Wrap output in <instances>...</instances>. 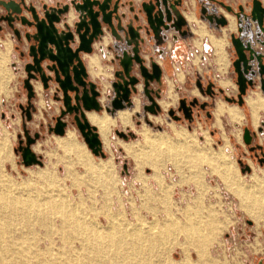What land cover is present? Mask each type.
Listing matches in <instances>:
<instances>
[{"label": "rangeland", "instance_id": "rangeland-1", "mask_svg": "<svg viewBox=\"0 0 264 264\" xmlns=\"http://www.w3.org/2000/svg\"><path fill=\"white\" fill-rule=\"evenodd\" d=\"M17 52L14 48L11 57L9 50L1 54V89L5 81L17 78L16 65L22 59ZM225 58L220 57L224 62ZM93 60L99 67L97 59ZM94 66L91 73L96 77ZM151 87L160 89L157 102L165 98L166 81ZM175 90L177 102L168 108L159 103L157 113L143 107L150 103L145 96L139 114L124 112L130 116L129 124L121 121L120 114L112 119L103 108L107 114L101 117L107 116L110 123L108 142L101 132L105 157L91 152L76 126L67 129L74 133L76 145L66 149L60 142L68 133L59 138L47 132L45 125L32 122L27 124V133L31 137L39 135L31 148L41 164L25 166L19 149L25 145L24 129L0 121V264H49L48 254L40 255L39 251L47 249L54 239L57 245L53 251H59L63 241L55 231L68 218L101 233L111 226L113 233L105 235L103 253L89 250L73 256L70 244L80 248V239L89 229L69 230L63 251L66 256L56 264H264V206L258 207L255 202L263 200L264 194V162H260L264 146L249 149L241 139V127L226 115L216 121V102L230 103L219 91L215 97L209 96L192 79ZM237 92L233 89L227 96L236 97ZM103 94L104 106L110 99ZM181 98L198 100L191 118L178 111ZM201 103L205 104L203 109ZM170 109L178 119L168 114ZM223 112L221 107L219 113ZM145 131L166 135L173 142L179 141V134L187 144L174 145L169 155L166 147L155 154L147 149L152 157L144 160ZM201 151L210 159L196 155ZM245 165L250 171H241ZM224 168L235 183L245 186L248 196L236 193V186L224 179ZM187 226L188 235L184 231Z\"/></svg>", "mask_w": 264, "mask_h": 264}, {"label": "crops", "instance_id": "crops-1", "mask_svg": "<svg viewBox=\"0 0 264 264\" xmlns=\"http://www.w3.org/2000/svg\"><path fill=\"white\" fill-rule=\"evenodd\" d=\"M65 1L67 0H0V18L5 15L13 17L24 15L25 17H30V13L25 10L26 6L33 5L39 10L44 4L56 6ZM142 1L144 0L119 1L117 15L120 22L113 19L114 25L119 23V28L115 34L109 31L107 26L102 23L104 34L92 44L93 51L91 54L95 56L94 58L99 63V67H94L96 72H98L96 77H93L91 73L96 62L94 61L91 64H89V61L88 63L87 61L84 62L88 79L91 82L96 83L98 86H100V80H104L107 83L109 99L113 97L111 82L115 80L114 71L120 68L119 58L123 51L130 49V46L127 45L128 36L126 28L128 25L135 26L143 39V42L140 43V48L141 55L145 59V65L148 66L151 61H154L161 68V81L153 83L157 86H160L163 81L167 83L166 96L160 100V103L163 101V108H168L171 104L177 102L178 93L175 89H181L182 85L191 81V79L196 83L199 90L205 94H207L205 92L206 87L211 85L214 97L216 96V92L219 91L225 98L228 91L237 88L236 73L232 66V61L236 58L230 38L233 34L250 47L252 54L260 55L262 57L261 61L264 63V18L262 25L253 20L250 13L252 0H168L169 6L175 7V12H180L183 15L185 25L182 27V30H187V33L182 35L180 30L171 27L168 30L162 29L158 36L153 34L145 22L140 7ZM260 1L264 5V1ZM176 2H178L177 7L175 6ZM208 7H211L210 12L207 9ZM202 9H206L207 13L223 16H226L223 12L227 11L234 18H230V25V21L226 17L228 20L227 24H229L221 26L214 22H209L202 13ZM18 10H20V13L17 12ZM187 13L193 14L195 20L189 21L186 18ZM135 16L138 17L137 20ZM13 24L14 28L20 31V38L15 35L13 28L8 25L7 21H0V57L3 52H7L8 50L10 51V56L14 48L18 49L17 53L20 56L21 53H24V55L21 56L22 59L19 60V65H16V70L18 71L17 78L5 81L3 89L0 88V91L3 90L1 92L0 121L5 122L12 128L17 125L22 126L24 130H28L27 124L38 122L45 125L47 132H50L49 127L54 125L55 119L62 108L61 102L54 97L53 86L49 90H44L39 81H32L35 93L34 97L30 100L32 118L31 120L25 118V112L22 110V107H27L29 100L27 97L28 92L23 85L24 64L30 61V57L27 56L28 43L24 39V33L31 31V28L21 25L16 18ZM215 41H223L225 43V62L220 59L217 53ZM85 55L83 54V57L89 59ZM13 64L15 65V63ZM252 65L256 69V60L252 62ZM253 79L255 80L254 85L247 88L241 105L219 100L216 102L214 108V116L218 123L221 117L226 115L230 121L234 122V125L240 126L242 131L244 128L249 129L252 134L251 143L246 144L249 146V149L264 146V92L259 85V76L255 75ZM225 83L227 85H224ZM198 84L201 85V88ZM36 85L39 87H36ZM136 88V92L131 95V104L125 109L127 111L131 110L133 114H139L140 105L143 103L142 99L146 96L143 92L142 84H139ZM156 89L160 93L159 87ZM193 93L197 94V91L194 90ZM134 97H137L135 98V105ZM165 103H168V105L164 106ZM146 105L148 104H143V107ZM103 107L111 108L110 100H107ZM221 107L224 109L222 114L219 113ZM92 112L95 113V111ZM92 112L91 114H93ZM101 114H104V112ZM88 119L100 131L99 125L91 120L90 114L88 115ZM74 126L75 124H70L67 121L66 130L70 129V127L74 128ZM236 135L240 139V132H237ZM242 135L241 139L243 141ZM225 139L227 142V137Z\"/></svg>", "mask_w": 264, "mask_h": 264}, {"label": "water", "instance_id": "water-1", "mask_svg": "<svg viewBox=\"0 0 264 264\" xmlns=\"http://www.w3.org/2000/svg\"><path fill=\"white\" fill-rule=\"evenodd\" d=\"M120 0H67L56 6L42 5L37 10L33 5L26 6L25 10L30 13V17L24 15H5L0 21H7L13 28L17 37L20 31L14 28L15 18L20 24L31 28V31L24 33V39L28 43L27 56L30 61L24 64L26 77L23 79V85L28 92L29 105L22 107L28 120L32 118V109L30 100L34 97V88L32 81H39L44 90H49L53 86L54 97L61 102L62 108L56 117L54 125L49 127V131L56 135L63 136L66 132L67 121L75 124L80 132L87 147L94 155L105 157L102 149V142L97 131V127L89 123L86 113L89 111L101 112L103 105L99 98L101 96V87L88 79V73L85 67L86 58L83 54H91L92 44L104 34L102 23L109 31L115 34L119 28V23L114 25L113 19L120 22L117 15ZM178 2L175 3L177 7ZM145 22L155 36L164 29L173 27L180 30L182 35L187 30H182L185 25L183 15L176 13L174 8L170 7L168 0H144L140 4ZM17 12L20 13V10ZM209 22H214L224 26L227 20L223 15L207 13L202 9ZM251 16L258 24L262 25L264 18V5L260 0H252ZM137 20L138 17L135 16ZM141 27V26H140ZM1 30V26H0ZM129 50L122 52L119 58L120 68L114 71L115 80L111 82L113 97L110 99L111 108L105 107V111L114 114L117 110H122L131 104V95L135 93L139 84H142L144 94L149 100V104L144 108L151 113H157L160 110L157 99L160 97L158 89L151 87L153 82H160L162 71L160 66L151 61L145 65V59L141 55L140 43L143 42L140 32L135 26L128 25L126 28ZM234 47L236 58L232 61V66L236 73L237 95L236 98L225 97L228 102H236L241 105L243 97L248 87L254 85L255 75L259 76V85L264 92V63L260 55H254L250 47L245 45L239 37L234 34L230 36ZM24 53H21L23 56ZM256 60V69L252 62ZM201 88V85L198 84ZM205 92L213 95L211 85L206 87ZM108 96V93H106ZM178 111H181L185 118H191L192 108L198 104L196 98L186 101L179 99ZM204 108L205 104H199ZM168 114L178 119L175 111L170 109ZM25 131V145L20 146L22 162L25 166L32 164H41L40 158L31 148V144L38 138V133L31 137L27 130ZM124 139L128 135L124 132L116 131ZM243 141L250 144L252 134L248 128L243 129ZM260 162H264V152ZM241 171H250L249 165L241 168Z\"/></svg>", "mask_w": 264, "mask_h": 264}, {"label": "bare ground", "instance_id": "bare-ground-1", "mask_svg": "<svg viewBox=\"0 0 264 264\" xmlns=\"http://www.w3.org/2000/svg\"><path fill=\"white\" fill-rule=\"evenodd\" d=\"M225 12V11H224ZM223 12V13H224ZM225 16V15H224ZM225 18H226V16H225ZM226 20H227V18H226ZM227 22H228V20H227ZM229 24V23H228ZM227 24V25H228ZM215 45H216V47H217V49H218V52H219V54H220V57H221V59H224V53H223V46H224V44L222 43V42H215ZM93 54H86L85 56H92ZM87 61V60H86ZM100 83H101V96H100V98H99V100H100V102H101V100H102V98H104L105 96H104V94L103 93H107V84H105V81L104 80H100ZM106 86V87H105ZM135 98L136 97H134L133 98V100H134V105H135ZM101 104H102V102H101ZM250 104V103H249ZM133 105V106H134ZM125 109H127V108H124V109H122V110H117L116 111V113H118L119 111H123V110H125ZM93 111V110H92ZM92 111H89V112H86V117H87V119H88V114L87 113H91ZM96 112V111H95ZM102 112H104V110L102 111ZM102 112H96V113H98V114H100V113H102ZM108 113V112H107ZM115 113V114H116ZM108 114H110V113H108ZM114 114V115H115ZM111 115V114H110ZM114 115H111V116H114ZM131 117H132V115H131ZM90 118H91V120L94 122V123H96V124H98L99 125V127H100V129H101V132H102V135L104 136V138H105V140H106V142H108V133H109V131H110V123H109V121H108V118H107V116H105V117H100L99 115H97V114H95V113H93V114H90ZM120 119H121V121L124 123V124H129V122H130V116H129V114H125V113H121L120 114ZM88 121H89V119H88ZM89 123L91 124V122L89 121ZM126 127V126H125ZM97 131H98V133H99V136H100V139H101V142H102V145L104 144L103 143V141H102V137H101V134H100V131H99V129L97 128ZM66 133H68V135L66 134ZM159 134V133H158ZM65 135H67V138L64 140V141H62V142H60V144L63 146V147H65L66 149H72V148H74L75 147V145H76V141H75V137H74V133L73 132H67V130H66V132H65V134L63 135V136H58V137H61V138H63V137H65ZM164 136H166V135H164ZM164 136H162V135H158V136H154V135H152L149 131H145L144 132V140H145V146H143L142 147V158L144 159L145 157V159H151V157H152V155H150V153L151 154H155V153H157V152H161L162 151V149L163 148H168L167 149V153H168V155H169V153H170V151L169 150H173V149H175L174 147V145H176V144H187V142H186V139H184V140H182L181 139V135H179L178 134V139H179V141H177V142H173L170 138H168V137H164ZM2 143H3V141H2ZM104 146V145H103ZM127 149L128 150H130V148L129 147H127ZM147 149H150V153H147L146 152V150ZM196 153V152H195ZM220 153V152H219ZM196 155L198 156L199 155V157L202 159H210L209 158V156L208 155H206L203 151H201L200 153L199 152H197L196 153ZM222 156V155H221ZM223 157V156H222ZM144 159V160H145ZM105 160H106V158H105ZM86 161V160H85ZM152 162H154V161H151V162H149V163H152ZM90 166V165H89ZM156 168V167H155ZM111 173V172H110ZM223 176H224V179L227 181V182H229V184H233L232 186H236V193L237 194H239V195H241V197H242V195L244 196V195H247L248 196V192L249 191H246V189H245V186L242 184V183H240V182H238V183H235L234 181H235V178H233L232 177V175L229 173V170L227 169V168H224V172H223ZM260 188V187H259ZM249 190V189H248ZM263 195V200H255V202L257 203V206L258 207H263L264 206V194H262ZM261 197V196H260ZM7 200V199H6ZM3 201V200H2ZM50 200H48V202H49ZM7 203V202H6ZM14 204V203H13ZM5 205V204H4ZM14 206H15V204H14ZM5 207H6V205H5ZM10 215V214H9ZM11 220V219H10ZM212 221V220H211ZM217 221V220H216ZM215 221V223H217ZM9 223H10V221H9ZM110 225V224H109ZM108 225V226H109ZM189 225H190V223H189ZM196 225H198V224H196ZM8 226V225H7ZM92 226V225H91ZM107 226V227H108ZM96 227V226H95ZM106 227V228H107ZM97 228V227H96ZM189 227L187 226V227H184V231L187 233V235L189 234V229H188ZM79 229H82V230H88V233H83V236H82V238L80 239V242H81V245H80V248L76 245V244H74V243H72V244H70V247H69V252H70V254L71 255H73V256H76V255H78L80 252H86V251H93L94 253H103L102 251H103V248L105 249L106 247L104 246V238H105V235H108L109 234V232L112 234L113 232H111V230H113L112 229V227L111 226H109L106 230H107V232L106 233H101V232H99V231H96L94 228H92V227H90V226H85L84 224H80L78 221L76 222V221H71L70 220V218H68V220H64L62 223H61V227H60V229L58 230L57 228H56V230L57 231H55L56 233H59L58 235H60L61 236V240L63 241V246L62 247H59V251L56 253V252H54L53 251V249H54V247L57 245V243L54 241V240H51V242H50V244H49V246H47V249H45V250H40L39 252H40V255L42 254V255H44L45 256V254L47 253L48 254V257H47V263H49V264H56L57 263V261L58 260H62L65 256H66V254H65V252H66V244H65V239H66V237H67V235L69 234V230H72V231H74V232H78V230ZM190 230H191V228H190ZM51 231V230H50ZM200 230H199V228H198V232H199ZM204 231V230H203ZM51 232H54V229H53V231H51ZM11 233V232H10ZM118 233V232H117ZM202 233V232H201ZM1 234L3 235V230L2 229H0V236H1ZM50 234V233H49ZM110 234V235H111ZM115 234H116V232H115ZM203 234V233H202ZM109 236V235H108ZM120 239V238H119ZM122 240V239H121ZM112 241V240H111ZM3 242V241H2ZM110 242V241H109ZM113 243V242H112ZM113 245V244H112ZM120 245V244H119ZM97 246V249H94L95 247ZM114 246H116V245H114ZM117 247H119L118 246V244H117V246H116V249H117ZM131 247V246H130ZM111 248V247H110ZM0 249H2V248H0ZM56 249V248H55ZM121 249V248H120ZM128 249H130V248H128ZM132 249V248H131ZM63 251H65V252H63ZM68 251V250H67ZM118 252V251H117ZM116 253V252H115ZM118 254V253H117ZM117 254H115V255H117ZM104 256V255H103ZM200 256V255H199ZM117 257V256H116ZM121 257V256H120ZM128 258V257H127ZM103 259V258H102ZM126 259V258H125ZM201 259V258H200ZM168 263H170V262H168ZM83 264H87V263H83Z\"/></svg>", "mask_w": 264, "mask_h": 264}, {"label": "flooded vegetation", "instance_id": "flooded-vegetation-1", "mask_svg": "<svg viewBox=\"0 0 264 264\" xmlns=\"http://www.w3.org/2000/svg\"><path fill=\"white\" fill-rule=\"evenodd\" d=\"M226 17L228 18V20L230 21V25H231V20H230V18L231 17H233L232 15H230V14H228V13H226ZM186 18L189 20V21H194L195 20V17H194V15L193 14H186ZM234 18V17H233ZM216 42V41H215ZM218 42H222L223 44H225L223 41H218ZM217 53L219 54V52H218V49H217ZM223 53H224V46H223ZM224 56H225V53H224ZM94 57L95 56H89V64H91V63H93L94 62ZM226 57V56H225ZM96 66V65H95ZM94 66V67H95ZM96 71V70H95ZM39 87V86H38ZM105 99V97L104 98H102V100H104ZM102 100H101V102H102ZM161 100V99H160ZM160 100H158V103H160ZM163 102V101H162ZM162 102L160 103V105L162 106ZM103 105V104H102ZM163 107V106H162ZM133 108V107H132ZM130 109V108H129ZM124 112H127V110H124V111H119L118 112V114H117V116H111L110 114H107V113H104V114H107L108 116H110L112 119H117L118 118V115L119 114H121V113H124ZM129 112H131V110H129ZM93 113V112H92ZM96 113V112H95ZM103 113V112H102ZM89 114H91V113H88V115ZM96 114H98V113H96ZM104 114H98L100 117H101V115H104ZM87 115V116H88ZM133 116V115H132ZM132 122H133V120H132ZM117 124H120L119 122L117 123ZM123 127V126H122ZM98 128V127H97ZM102 137V136H101ZM60 138V137H59ZM103 141V140H102ZM104 143V142H103Z\"/></svg>", "mask_w": 264, "mask_h": 264}, {"label": "built area", "instance_id": "built-area-1", "mask_svg": "<svg viewBox=\"0 0 264 264\" xmlns=\"http://www.w3.org/2000/svg\"><path fill=\"white\" fill-rule=\"evenodd\" d=\"M207 9L209 10V12L211 11V7H208Z\"/></svg>", "mask_w": 264, "mask_h": 264}]
</instances>
